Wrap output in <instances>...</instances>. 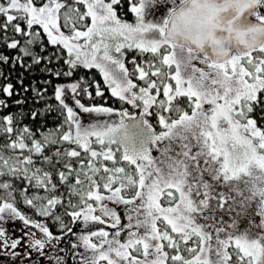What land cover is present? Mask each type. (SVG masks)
<instances>
[{
    "label": "snow or ice",
    "instance_id": "obj_1",
    "mask_svg": "<svg viewBox=\"0 0 264 264\" xmlns=\"http://www.w3.org/2000/svg\"><path fill=\"white\" fill-rule=\"evenodd\" d=\"M0 264H264V0H0Z\"/></svg>",
    "mask_w": 264,
    "mask_h": 264
}]
</instances>
